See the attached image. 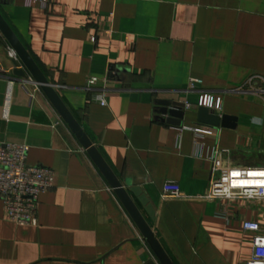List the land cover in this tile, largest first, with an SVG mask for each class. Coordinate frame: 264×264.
Instances as JSON below:
<instances>
[{
  "label": "crops",
  "instance_id": "1",
  "mask_svg": "<svg viewBox=\"0 0 264 264\" xmlns=\"http://www.w3.org/2000/svg\"><path fill=\"white\" fill-rule=\"evenodd\" d=\"M0 13L122 183L147 197L153 217L129 190L174 264L252 258L244 222L264 221V201L208 194L216 148L264 167V0H0ZM11 50L0 32V142L29 145L56 185L32 225L0 200V264H161L41 88L14 74ZM205 93L222 97L231 127L198 124ZM160 100L186 104L182 126L161 120ZM195 128L214 130L200 152ZM168 180L181 197L162 196Z\"/></svg>",
  "mask_w": 264,
  "mask_h": 264
},
{
  "label": "built area",
  "instance_id": "2",
  "mask_svg": "<svg viewBox=\"0 0 264 264\" xmlns=\"http://www.w3.org/2000/svg\"><path fill=\"white\" fill-rule=\"evenodd\" d=\"M46 2V0H43ZM96 41V37L92 38ZM10 55L15 58L14 50ZM202 81L192 79L190 88L195 89ZM264 99V87L254 91ZM105 103V101H102ZM199 106L220 112L223 99L211 93L201 95ZM196 151L202 144L197 140L213 133V129L195 128ZM29 145L0 142V200L4 204L7 218L18 225H32L37 221L39 197L41 193L55 187L56 173L51 168L28 162ZM213 162L211 199H236L264 201V167H246L236 164L229 149L216 148L211 156ZM164 198L181 197L178 182L168 180L164 187ZM244 230L253 234L254 252L245 264H264V221L248 220Z\"/></svg>",
  "mask_w": 264,
  "mask_h": 264
},
{
  "label": "water",
  "instance_id": "3",
  "mask_svg": "<svg viewBox=\"0 0 264 264\" xmlns=\"http://www.w3.org/2000/svg\"><path fill=\"white\" fill-rule=\"evenodd\" d=\"M0 32L16 54V57L13 58L14 74L20 77L22 80L35 83L41 88V90L53 104L55 109L58 111L62 119L74 133L96 167L99 169L100 173L104 176L108 184L111 186L159 262L161 264H174V262L164 249L163 245L157 238L153 228L135 203L130 194V191L139 196L140 201L145 205L146 210L148 211L150 216L153 217L154 209L152 205L148 203L147 197L145 195H142L141 189L139 187H130L129 189H127L126 186L122 183V181L110 167L108 162L105 160L101 151L93 143L82 125L64 103L58 90L54 85H52L45 73L40 69L32 55L17 37V35L8 24V22L4 19L1 13ZM158 105V111L160 116H162V121L168 124L182 126V120L185 116L184 110L186 109L185 103L170 100H160ZM231 118L232 117L230 115L220 114V112H216L215 110L204 106H200L198 110V124L213 129H216L220 126L231 127L232 125L229 122Z\"/></svg>",
  "mask_w": 264,
  "mask_h": 264
}]
</instances>
